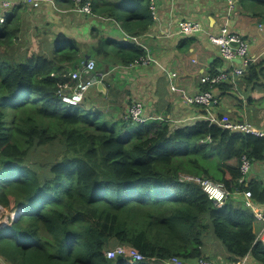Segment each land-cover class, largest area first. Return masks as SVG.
Masks as SVG:
<instances>
[{"label":"trees","instance_id":"16d2710c","mask_svg":"<svg viewBox=\"0 0 264 264\" xmlns=\"http://www.w3.org/2000/svg\"><path fill=\"white\" fill-rule=\"evenodd\" d=\"M56 1L60 8L74 7L71 0ZM91 2L95 17L121 22L130 36L142 34L151 19L149 0ZM238 4L254 17L264 16V0ZM10 17L0 26V48L12 44L18 31ZM82 46L64 38L53 57L29 55L17 63L0 53V206L4 212L23 210L0 229V264L210 260L204 250L210 233L225 248L228 264L245 257L264 264V245L256 239L261 224L234 194L250 192L254 205L264 210V182L252 178L238 184L242 156L264 165V138L231 133L205 120L173 129L167 120L138 124L134 133L116 135L94 123L83 103L69 107L58 95L60 85L71 82L68 74L81 66ZM94 47L96 59L114 53L125 66L144 55L134 43L104 37ZM245 74L252 83L263 70L250 65ZM206 90L202 85L200 91ZM217 90L237 94L229 83ZM123 121V128L136 124ZM180 175L223 183L231 196L217 207ZM117 247L135 250L144 260L107 259L106 252Z\"/></svg>","mask_w":264,"mask_h":264},{"label":"crops","instance_id":"0c3cea01","mask_svg":"<svg viewBox=\"0 0 264 264\" xmlns=\"http://www.w3.org/2000/svg\"><path fill=\"white\" fill-rule=\"evenodd\" d=\"M53 1L57 10L50 3L36 9L18 4L6 12V18L11 15L10 26L12 29L18 28V31L13 43L1 46L0 53H10L17 59V52L21 49L27 56L44 55L51 58L61 39L72 38L85 45L81 48V64L93 59L95 69L92 75L104 86L100 90L96 86L90 88L84 103L88 101L96 109L104 110L111 118L117 116L123 119L128 107L139 101L148 117L147 123L167 120L173 129L193 126L205 120L204 110L183 104L179 94L172 92L170 86L190 95L195 94L201 90V76L230 67V63L220 57L218 48L207 39V34L216 35L227 25L231 32L248 41L249 57L254 59L251 65H257L258 69L260 67L263 75L250 83L246 81L248 73L245 74L246 77L232 84L237 91L234 96H224L216 89L214 94L216 98L219 97L213 111L218 119L232 123L248 122L257 128H264V95L260 93V90L264 91V30H258L263 29V22L259 21L260 17H254L243 10L238 1L232 15L227 18L223 0H155L160 21L155 23L150 19L147 29L137 38L159 65L137 68L117 63L114 53L106 60L94 57V45H97L98 38L124 42L126 32L121 22L79 14L68 6L60 8L58 2ZM181 19L199 21L206 33L183 37L176 34L175 27H172L170 32L175 34L165 37L168 23L174 24ZM252 178L264 182V165L252 164L247 179ZM247 264L255 263L248 258Z\"/></svg>","mask_w":264,"mask_h":264},{"label":"built area","instance_id":"2783aa9c","mask_svg":"<svg viewBox=\"0 0 264 264\" xmlns=\"http://www.w3.org/2000/svg\"><path fill=\"white\" fill-rule=\"evenodd\" d=\"M74 7L72 10L76 13L83 14L89 17H95L92 12L91 0H71ZM225 6V16L228 18L232 15V12L236 8L238 0H223ZM50 3L55 10H57L56 4L53 0H4L0 1V26L6 22V12L11 11L16 5L20 4L31 8H39L41 5ZM149 10L151 19L153 22L158 23L160 17L158 16V7L155 0H149ZM63 12V10H60ZM165 37H171L173 32H170L172 27H175L176 34L183 37L195 36L201 33H206L202 23L199 21H192L181 19L176 23H168ZM241 35L231 32L227 25L223 26L219 33L216 35L207 34L208 42L218 48L220 57L230 63V67L219 71L217 73H207L201 76L200 82L202 85H207L209 90L199 91L195 94H187L184 90L178 89L171 85L170 90L179 94L183 104L187 106L199 107L204 110V119L210 124H215L218 127L228 130L229 132H239L242 134H250L253 136L264 138V128H257L248 122H237L232 123L225 119H218L215 112L213 111L214 105L217 103V98L214 91L220 84H234L240 78H242L247 68L253 63L254 59L249 57V43L246 39H243ZM124 39L128 43H134L136 46L144 51V55L128 66L132 68L137 67H148L150 65H159L156 58L149 54L148 48L138 41L136 36H130L127 33L124 34ZM236 60L239 62L235 63ZM95 69V61L89 59L83 62L80 68L71 71L68 74L70 83H64L60 85V96L61 102L69 107H77L81 105L85 99V96L90 88L96 86L99 81L92 75ZM123 120L131 121L136 124L147 123L148 117L144 113L143 104L139 101L132 103L127 111L124 113ZM250 160L242 156L240 161V172L241 178L238 180V184H243L245 180H248V174L251 170ZM179 180L181 182L192 183L198 185L208 196V199L212 201L217 207H222L228 198L231 196L230 190L220 182H215L210 179L192 175H180ZM236 196L242 199V203L249 209L252 210L255 221L261 224L259 231L257 232V240L262 242L264 245V210L254 205L251 199L250 192H244L243 194L234 193ZM0 226L3 227L9 224L8 217L3 219V208L0 206ZM18 211L13 212L9 217H13ZM6 213V212H5ZM128 257L133 261L141 262L144 260L143 256L135 250H128L124 247H117L106 252L107 259H114L116 257ZM248 257L243 258L236 264H247ZM163 264H213L210 260L198 259L194 262L183 261L177 257L169 258L164 261Z\"/></svg>","mask_w":264,"mask_h":264},{"label":"rangeland","instance_id":"374dc122","mask_svg":"<svg viewBox=\"0 0 264 264\" xmlns=\"http://www.w3.org/2000/svg\"><path fill=\"white\" fill-rule=\"evenodd\" d=\"M257 21H258V19L255 18V22H257ZM259 21L263 22V29L261 28V29H258V30L263 31L264 30V17L263 16L260 17ZM123 41L127 42L124 39V37H123ZM25 53H26L25 51L20 49L17 52V56H16L17 59L16 60H12L11 59L12 58V54L6 53L4 51H2V56L6 60H10L11 59L10 61H13L14 63H17V62H21V61L26 60V58L28 56ZM22 54H24V55H22ZM260 93H261V95H264V91L260 90ZM90 101L92 103H94L92 100H90ZM263 103H264V100H263ZM82 109H83L84 112H86V114H88V117L90 119H92V121H94V123H96V124L97 123L104 124L107 128H110L113 131H115L116 135H120V136L123 137V136L129 135V134H132V133H134L137 130V125L138 124H127L126 127L123 128L122 127V124L124 123L123 119H120L117 116H115V118L109 117L105 113L104 110L96 109L94 106L90 105L88 101H86L84 104H82ZM160 121L159 120L149 121V123H147V124H157ZM210 170L212 171V173L217 174V168H216V165L214 163H211ZM261 179H263V176L261 177ZM0 213H1V211H0ZM2 213H5V212L2 211ZM6 216H7L6 214L3 215V219L4 220L6 219ZM2 226H4V223H3ZM209 237H210V239H209L208 243H210V245H207V247L209 246V250H207L206 247H205L206 243H205V246H204V250H205V252L207 254L210 251V253H209L210 261L213 264H220L221 263L220 259H223L222 261H224V263H225L226 262V257H227L225 248L223 247V245L219 241H217L213 237V235L211 233L209 234ZM215 254L219 255V257H216Z\"/></svg>","mask_w":264,"mask_h":264},{"label":"clouds","instance_id":"9594fccd","mask_svg":"<svg viewBox=\"0 0 264 264\" xmlns=\"http://www.w3.org/2000/svg\"><path fill=\"white\" fill-rule=\"evenodd\" d=\"M17 210H21V211H18L13 217L11 216V217H9V214L11 215L13 212H15V211H13V212H6V213H3L2 215H4V214H6L7 216L6 217H8V221H9V223H11V222H13L14 220H16V218L23 212V210H22V208H19V209H17ZM16 210V211H17ZM6 227V226H5Z\"/></svg>","mask_w":264,"mask_h":264},{"label":"water","instance_id":"95a60500","mask_svg":"<svg viewBox=\"0 0 264 264\" xmlns=\"http://www.w3.org/2000/svg\"><path fill=\"white\" fill-rule=\"evenodd\" d=\"M237 62H239V60H236V62L235 63H237ZM96 87H97V89L98 90H100V89H104V86H103V84L102 83H98L97 85H96ZM5 226H3V227H0V229H3Z\"/></svg>","mask_w":264,"mask_h":264}]
</instances>
